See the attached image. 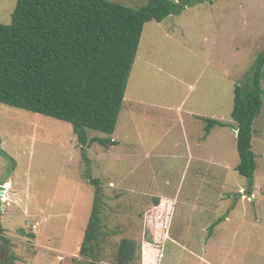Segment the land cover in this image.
Wrapping results in <instances>:
<instances>
[{
    "label": "rangeland",
    "instance_id": "374dc122",
    "mask_svg": "<svg viewBox=\"0 0 264 264\" xmlns=\"http://www.w3.org/2000/svg\"><path fill=\"white\" fill-rule=\"evenodd\" d=\"M16 1L0 0L1 23L11 21ZM112 1L133 8L148 2ZM263 49L264 0L199 2L161 22H147L112 134L118 144L94 143L85 155L69 122L0 103V181L13 182L1 226L10 245L16 244L6 252L14 264H117L126 237L141 245L133 264H264V95L253 128L257 168L250 199L240 196V186L248 188L250 181L236 168L237 123L231 116L234 85ZM144 56L157 68L145 67ZM136 90L153 103L139 104L148 109L142 120L131 100ZM180 95L188 108L217 109L228 125L222 145L229 149L218 151L217 137L210 141L208 153L227 155L214 165L189 164L186 156L195 147L192 153L171 141L181 138V131L164 106ZM198 175L222 177L223 183L203 184L194 178ZM94 178L102 187L103 234L96 260L80 254ZM203 185L207 189L200 193ZM226 215L210 234V225ZM36 222L37 231H30ZM21 228L27 236L18 234ZM5 255L0 249V261Z\"/></svg>",
    "mask_w": 264,
    "mask_h": 264
},
{
    "label": "trees",
    "instance_id": "16d2710c",
    "mask_svg": "<svg viewBox=\"0 0 264 264\" xmlns=\"http://www.w3.org/2000/svg\"><path fill=\"white\" fill-rule=\"evenodd\" d=\"M214 1L148 0L133 8L112 0H17L11 21L0 22V103L69 122L84 155L94 143L116 145L112 134L144 25L181 14L195 3ZM263 68L264 49L233 88L231 116L237 123V170L249 179L250 192L257 168L252 139L255 120L263 107ZM205 121L206 133L216 125H226L213 118ZM89 130L106 136H90ZM91 182L96 186L94 204L80 254L96 260L103 234L102 187L99 178ZM220 219L210 225V234ZM18 232L28 235L24 228ZM30 236L36 237L33 233ZM0 240L10 245L1 225ZM140 250L136 240L123 238L117 264L135 263ZM11 257L6 254L0 264H14Z\"/></svg>",
    "mask_w": 264,
    "mask_h": 264
},
{
    "label": "crops",
    "instance_id": "0c3cea01",
    "mask_svg": "<svg viewBox=\"0 0 264 264\" xmlns=\"http://www.w3.org/2000/svg\"><path fill=\"white\" fill-rule=\"evenodd\" d=\"M138 59H140L139 53H137V57L135 59L134 65L136 64ZM142 60H144V64H145L144 66L145 67L157 68V65H155V63H152L151 59H147L144 56V58ZM158 69H160V68H158ZM126 93H127V91H126ZM205 95H206V91L204 92L203 98L205 97ZM214 97H215V101H216V97H217L216 93H215ZM125 98H126V94H125ZM131 100L135 103V106H136V104H138V106H136V117H140V120H142L145 117L148 109H140L139 104H143V103L150 104L151 102L149 103V101L147 99H144V96L137 95V90H136L135 97H133ZM151 104H153V103H151ZM151 106H153V105H151ZM164 107L167 111L166 117L170 116V117H172L171 118L172 120L174 119V122H172V126L178 127L181 131V133H180L181 138H178V139L175 138V139L171 140L172 143L174 145H177V146L186 147V150H189L192 153L194 152V151H192L193 148L195 147V149H196L193 154L186 156V161L189 164L196 160L201 164V166L214 165V163L216 162L215 160L219 161L218 158L227 156L226 154L214 155V154H210L207 152L208 148L211 149L212 143L210 141H212V139L216 138V137L219 139L218 143H220V145H221V147L218 151L224 150L226 148L229 149L227 144H225L224 146L222 145V143H223V138H222L223 129H228L227 124L224 126H221V125L217 126L216 125V126L212 127V129L210 130L209 133L205 132V124L206 123L203 124V119L213 118V119H216L219 121H223L222 117H219V115L217 113V109L213 110L212 108L206 106V107L202 108V111H199L197 109V106H195V105H192L191 107L188 108V107H186L185 98L182 95H180L178 100H176V101L172 102V104L166 105ZM223 122H225V121H223ZM136 130L138 132V128H136ZM234 131H235V138L237 139V130L234 129ZM228 134L230 135V132ZM141 136H142V134H141ZM143 140H141V141H143ZM215 146H216V144H215ZM236 148H237V144H236ZM230 151H233V149ZM196 177H198L199 182H202L203 184L208 183V182L223 183L222 177H220L219 179L218 178L214 179V178H209L205 175H198V176H195L194 178H196ZM7 183H9V188H7V190L5 191V195L3 197V202L5 204L9 201L8 200V191H11L13 189V182H12L11 178L5 179L4 181H0V185H3V186L6 185ZM204 188H206L204 185L200 186L199 192L201 193ZM239 191L242 192V194H240V196L243 195L242 198L250 199L251 196L253 198V196L255 195L253 188H252V191L250 192L248 188H245L244 186H240ZM247 192H248V195H246ZM167 200L172 201L171 199H167ZM3 212H4V209H3ZM2 215H3V213H2ZM227 216L228 215L221 218L219 223L224 221L223 219L227 218ZM36 238H37V236H36ZM36 238L34 239V241L36 240ZM0 246H1V243H0ZM15 247H16V244H14L12 246L8 245V249H10V248L13 249ZM145 249H147V247ZM2 256H4V255H2Z\"/></svg>",
    "mask_w": 264,
    "mask_h": 264
},
{
    "label": "water",
    "instance_id": "95a60500",
    "mask_svg": "<svg viewBox=\"0 0 264 264\" xmlns=\"http://www.w3.org/2000/svg\"><path fill=\"white\" fill-rule=\"evenodd\" d=\"M6 189L7 188L5 186L0 185V225H1V216H2V213H3V209H4L3 197L5 195ZM0 249H1V254L5 255L7 250H8V245H7L6 241H2L1 242Z\"/></svg>",
    "mask_w": 264,
    "mask_h": 264
},
{
    "label": "built area",
    "instance_id": "2783aa9c",
    "mask_svg": "<svg viewBox=\"0 0 264 264\" xmlns=\"http://www.w3.org/2000/svg\"><path fill=\"white\" fill-rule=\"evenodd\" d=\"M37 229H38V222L33 223V224L30 225V231L36 232ZM1 242H2V241L0 240V243H1Z\"/></svg>",
    "mask_w": 264,
    "mask_h": 264
}]
</instances>
